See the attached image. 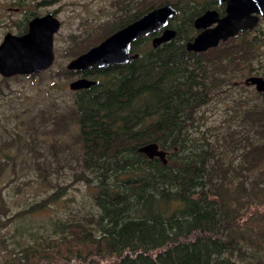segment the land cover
I'll use <instances>...</instances> for the list:
<instances>
[{"label": "trees", "instance_id": "16d2710c", "mask_svg": "<svg viewBox=\"0 0 264 264\" xmlns=\"http://www.w3.org/2000/svg\"><path fill=\"white\" fill-rule=\"evenodd\" d=\"M165 2L183 11L187 5L183 23L170 20L174 36L155 46L150 34L139 37L131 44L138 56L122 63L62 70L95 80L74 89L72 103L56 116L76 126L70 184L85 185L90 208L60 213L66 187L38 165L50 190L0 216V228L26 217L39 223L17 227L31 238L18 249L0 230V264H264V90L243 82L264 74V18L196 51L184 41L202 6L126 1L115 21L98 25L93 36L72 37L67 51L75 56ZM28 16L15 21L17 33L27 30ZM41 72L0 79L8 85L10 77ZM223 95L231 99L222 122L200 128L201 106ZM151 141L165 151V162L138 150ZM65 161L72 166L73 158ZM47 210L55 212L36 218Z\"/></svg>", "mask_w": 264, "mask_h": 264}, {"label": "rangeland", "instance_id": "374dc122", "mask_svg": "<svg viewBox=\"0 0 264 264\" xmlns=\"http://www.w3.org/2000/svg\"><path fill=\"white\" fill-rule=\"evenodd\" d=\"M126 1L133 0H49L43 6L36 5L38 2L34 0H26L21 11L8 9V6L18 5L17 0H0V41L6 31L17 33L14 23L26 13L55 10L61 21L54 34L55 56L49 68L34 77H10L8 85L0 79V162L3 165L0 170V216L13 214L50 190L45 178L38 174V165L47 166L51 172L49 176L54 179L52 183L58 182L66 187L57 206L60 213H82L90 208L85 185L80 181L70 184L71 172L76 167L74 155L79 152V143L75 139L76 126L74 122L66 125L62 121H56V116L72 103L75 91L69 87L70 80L79 76L64 75L62 70L73 57L67 51L72 43L71 38L95 35L98 25L106 20L115 21L127 8ZM173 1L180 7L185 2L199 6L201 0ZM186 7L187 5L182 13L181 8L179 9V16L184 12L187 14ZM128 8L135 9L132 4ZM144 45L145 42H139L138 48ZM249 86L253 89V85ZM230 99L223 95L201 106L200 128L222 122L229 111L227 105ZM66 157L73 158L72 166L66 164ZM54 212L47 210L36 218L46 219ZM38 223L39 220L26 217L25 220L20 219L6 228L1 227L0 230L7 237L9 245L18 249L20 244L31 238H28L30 234L22 233L17 227L25 225L32 229ZM3 251H0V257L6 254Z\"/></svg>", "mask_w": 264, "mask_h": 264}, {"label": "water", "instance_id": "95a60500", "mask_svg": "<svg viewBox=\"0 0 264 264\" xmlns=\"http://www.w3.org/2000/svg\"><path fill=\"white\" fill-rule=\"evenodd\" d=\"M219 1L225 2V13L218 16L215 10L206 9L196 16L193 25L202 29L192 40L184 43L186 49L197 51L216 45L219 40L232 36L239 29L254 27L259 16L264 18V0ZM175 11V7L169 2L146 10L70 58L66 67L80 70L91 65L100 67L109 63H122L137 57V51L131 49V44L136 38L161 29L150 38V44L155 46L174 35V29L166 24ZM211 22L215 24L207 26ZM59 26L60 20L53 13L47 12L34 16L24 32L6 31L0 41V75L9 77L15 74H36L49 68L55 56L54 33ZM94 81L93 78L79 76L70 80L69 87L78 89ZM243 82L253 85L257 91L264 90V74L247 75ZM138 150L149 157L156 155L165 162L164 150L159 148L156 142L144 143Z\"/></svg>", "mask_w": 264, "mask_h": 264}, {"label": "flooded vegetation", "instance_id": "af4514ba", "mask_svg": "<svg viewBox=\"0 0 264 264\" xmlns=\"http://www.w3.org/2000/svg\"><path fill=\"white\" fill-rule=\"evenodd\" d=\"M40 0H34V2H39ZM43 1H46V2H48L49 0H43ZM25 3H26V0H22V2H21V4L20 5H15V6H8V9L10 10V9H14V10H21V8H22V10H23V7H24V5H25ZM200 6H202L203 7V9L199 12V13H197L196 15H194V16H192V18H191V23H192V27H193V30H192V33H191V35H190V38H188V39H186L184 42H186V41H188V40H192V38H193V36L196 34V33H198L201 29H202V27H194V25H193V20H194V18L196 17V16H198L199 14H201L204 10H206V9H213V10H215L216 12H217V15L218 16H222L224 13H225V2L224 1H219V0H201L200 1V3H199V6L198 7H200ZM175 7V6H174ZM175 9H176V7H175ZM21 10V11H22ZM47 12H51V13H53V15H55L56 16V12H55V10H47L46 12H40V11H34V12H32L31 14H29V16L27 17V27H28V22L34 17V16H38V15H43V14H45V13H47ZM183 12V10L182 9H180V13H182ZM176 16V19L174 20V22H176V23H183L184 22V20H186V16L184 15V13H183V15L180 17L179 16V9L177 10L176 9V11L173 13V15L168 19V22H167V24H166V26H169V27H171V28H173L174 30H175V28L173 27V26H171L170 25V20L172 19V18H174ZM57 17V16H56ZM24 18V17H23ZM58 18V17H57ZM59 19V18H58ZM261 19H263L261 16H259V18H258V23H259V21L261 20ZM60 20V19H59ZM173 20V19H172ZM257 23V24H258ZM171 24H172V21H171ZM215 24V22H211V23H209L207 26H212V25H214ZM60 25H61V21H60ZM60 27V26H59ZM59 29V28H58ZM58 29H57V31H58ZM160 30L161 29H159V30H157V31H155V32H153L152 34L150 33V38L153 36V35H155V34H158L159 32H160ZM56 31V32H57ZM13 32V31H12ZM55 32V33H56ZM54 33V34H55ZM147 35V34H146ZM142 36H144V35H142ZM141 37V36H140ZM139 38V37H138ZM138 38H136V39H138ZM135 39V40H136ZM134 40V41H135ZM149 42H150V40H149ZM79 76H82V75H80L79 74ZM79 76H77V77H79Z\"/></svg>", "mask_w": 264, "mask_h": 264}, {"label": "bare ground", "instance_id": "6f19581e", "mask_svg": "<svg viewBox=\"0 0 264 264\" xmlns=\"http://www.w3.org/2000/svg\"><path fill=\"white\" fill-rule=\"evenodd\" d=\"M175 33H176V32H175V30H174V35H175ZM174 35H173V36H174ZM164 155H165V151H164ZM153 156H156V155H153ZM148 157H149V156H148ZM151 157H152V156H151ZM156 157H158V156H156Z\"/></svg>", "mask_w": 264, "mask_h": 264}]
</instances>
